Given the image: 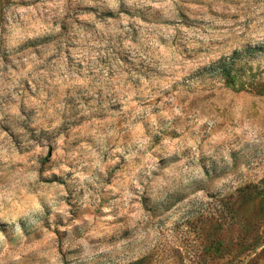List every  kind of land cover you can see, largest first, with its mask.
I'll use <instances>...</instances> for the list:
<instances>
[{
  "label": "rangeland",
  "instance_id": "rangeland-1",
  "mask_svg": "<svg viewBox=\"0 0 264 264\" xmlns=\"http://www.w3.org/2000/svg\"><path fill=\"white\" fill-rule=\"evenodd\" d=\"M0 264H264V0H0Z\"/></svg>",
  "mask_w": 264,
  "mask_h": 264
},
{
  "label": "trees",
  "instance_id": "trees-1",
  "mask_svg": "<svg viewBox=\"0 0 264 264\" xmlns=\"http://www.w3.org/2000/svg\"><path fill=\"white\" fill-rule=\"evenodd\" d=\"M222 72H223V74L225 75V77L230 81L232 78H231V75H230V72H229V70L226 68V67H224V68H222Z\"/></svg>",
  "mask_w": 264,
  "mask_h": 264
}]
</instances>
